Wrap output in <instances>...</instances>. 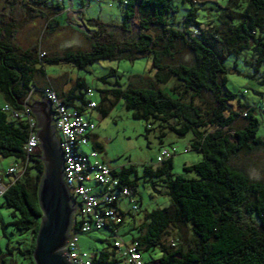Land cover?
Wrapping results in <instances>:
<instances>
[{
	"label": "trees",
	"instance_id": "1",
	"mask_svg": "<svg viewBox=\"0 0 264 264\" xmlns=\"http://www.w3.org/2000/svg\"><path fill=\"white\" fill-rule=\"evenodd\" d=\"M19 1L29 17L48 16L55 10L57 17L52 18L51 26L65 18L66 0ZM85 1L82 0L83 5ZM120 1L126 5L122 23L84 19L88 26L95 25L89 34L93 39L89 49L69 48L52 54L44 50L41 56V50L36 52L37 46L25 49L14 42L13 15L10 20L0 19V92L4 105L26 111V97H33L34 93L43 95V90L51 87L67 105L85 114L90 87L86 81L77 80L65 92H59L48 80L40 86L38 81L47 76L38 64L64 61L86 68L100 59L126 56L134 60L150 56L154 74L149 85L123 88L117 79L113 87L99 88L101 101L96 100L94 108L99 107L106 115L124 98L132 116L156 124L161 136L173 132L185 137L192 132L188 150L197 149L202 158L184 165L185 172L196 174L192 177L173 176L172 157L160 161L162 164L158 167L144 166L146 175L165 185L170 203L149 211L138 227L141 233L131 241L137 242L142 253L159 247L161 255L157 264H264V183L251 180L230 164L232 156L240 151L264 146V137L258 134L259 118L254 114V107L244 108L239 104L248 121L242 127L234 125L240 113L230 106L235 94L227 89L225 65L230 55H239L251 47L257 54L255 69L260 70L264 61V0H227L224 4L211 0L216 6L210 7L217 8L218 12L216 19L206 21L198 17L200 7L195 0H181L190 4L181 18L176 14L179 7L174 0ZM134 17L138 20V31L131 27ZM178 43L190 49L192 62H163V56L174 55ZM114 74L113 69L107 76ZM101 78L104 83L107 81L106 76ZM171 80L174 82L169 91L158 86ZM260 82L264 84V77ZM4 105L0 107V155L13 156L21 169L13 164L17 174L7 173L10 181L4 182L6 190L1 196L14 209L8 224L19 231H30L28 243L17 249L28 264H35L32 252L42 216L38 187L44 164L41 153L25 150L32 130L29 120L12 118ZM117 169L121 184L132 189L131 195L125 197L131 198L137 190V177H133L136 169L133 165ZM120 200L113 204L123 215L121 222L82 233L109 229L116 234L115 241L118 227L127 214L133 215L137 210L123 209ZM81 223L76 218L74 229L78 230ZM114 241H107V245L93 253V264H126ZM14 248L7 243V253L12 255ZM7 253L0 254V264H17L13 258L7 259Z\"/></svg>",
	"mask_w": 264,
	"mask_h": 264
},
{
	"label": "rangeland",
	"instance_id": "2",
	"mask_svg": "<svg viewBox=\"0 0 264 264\" xmlns=\"http://www.w3.org/2000/svg\"><path fill=\"white\" fill-rule=\"evenodd\" d=\"M224 4L227 0H218ZM178 4L177 16L181 18L189 9L190 4L181 0H174ZM200 7L198 17L206 21L216 19L218 9L210 7L216 6L211 0H195ZM65 18L50 25L53 17H57L56 11L48 16L29 17L25 15L19 0H0V19H9L13 15L16 20V32L14 42L21 48L40 50L48 54L61 53L71 49H89L92 47L93 39L89 36L95 25H89V33L79 28L77 20L82 15V19L99 18L104 22L120 24L124 20V10L126 5L120 0L90 1L82 4V0H74L71 6L66 0ZM84 6V7H83ZM46 8V7H45ZM44 8V9H45ZM80 11H76V10ZM47 12L50 9H45ZM85 22V21H84ZM81 25V24H80ZM87 25V24H86ZM131 27L138 31V20L134 17L131 20ZM155 29L151 32L154 33ZM41 55V53H40ZM256 52L249 47L244 49L239 55H230L225 60L227 68V89L234 93L231 99L232 108L238 110L240 115L236 117L234 125L242 127L248 119L239 109V104L244 108L254 107L255 115L259 118L258 134L264 137V84L260 80L264 77V61L257 72L255 69ZM193 54L189 48L178 43L177 50L173 56H163L165 63H176L185 61L191 63ZM43 67L46 76L54 80L55 85L69 91L77 80L83 79L95 90V99L101 101L99 88L113 87L115 81L119 79L123 88L135 85H149L153 79L154 67L150 56H142L134 60L122 56L117 59H100L89 64L86 68H79L72 62L44 63L38 64ZM116 70V74L107 76L111 70ZM102 76H106L104 83ZM174 81L168 83H158V86L169 91ZM84 90V88H83ZM5 100L0 92V107ZM85 117L95 123V128L89 138V146L82 147L81 150H88L90 147L97 150L98 157L107 162L110 166L121 168L133 165L136 172L133 177H137L136 192L130 197L120 200L123 209L127 210L133 205L137 210L133 215L127 214L125 221L118 227L117 236L126 242L131 241L133 236H138L141 232L139 225L145 220L146 214L158 207L166 206L170 203V197L166 193L167 188L157 178H152L145 174L144 166L151 164L158 167L162 163L157 161V155L162 147H175L176 154L172 156V175L184 174L188 177L195 176L194 172H185L186 163H194L202 158V154L197 149L186 147L190 145L192 132L185 137H178L173 132H168L161 136V130L156 124H150L147 120L136 119L132 116V110L125 105L124 98H120L112 107L108 114L103 115L99 107L86 109ZM154 126V127H152ZM14 163L18 169L21 164L13 156L0 155V175L3 182L10 181L7 169L10 163ZM230 164L248 175L251 180L264 183V146L257 145L253 149L242 150L232 156ZM88 185L97 186L93 181ZM155 184V189L154 188ZM12 207L4 203L3 196L0 195V254L7 253V243L14 246V253H7V259L13 258L17 264H28L24 255L18 252L17 247L25 246L28 243L30 231H19L11 224ZM116 234L109 229L94 230L89 233H81L78 246L81 250L94 253L98 249L107 245V241L113 242ZM100 238L105 239L101 241ZM161 255L159 247L143 251V257L147 264H157Z\"/></svg>",
	"mask_w": 264,
	"mask_h": 264
},
{
	"label": "built area",
	"instance_id": "3",
	"mask_svg": "<svg viewBox=\"0 0 264 264\" xmlns=\"http://www.w3.org/2000/svg\"><path fill=\"white\" fill-rule=\"evenodd\" d=\"M101 1V0H86ZM73 2H71V6ZM81 24V19L77 20ZM79 24V25H80ZM41 56L45 51L40 52ZM87 94L89 100L87 102L88 109L96 106L95 90L88 88ZM43 95L50 101L53 107V123L59 133L60 146L64 156V175L65 182L69 187L71 196L77 204L74 220L79 218L82 223L78 230H71V237L66 245L69 259L73 264H93V253L81 250L78 246L79 236L82 232L92 229H100L103 227H113L116 223L123 220V215L113 203L132 193V189L128 185L121 184L120 176L116 171L117 168L110 166L104 160L98 157L97 150L89 148L81 150L82 147L89 146L90 133L95 128V123L85 117L79 109L67 105L61 96L52 89L46 87ZM33 97H26L25 104L31 103ZM12 118H26L30 122L32 128L25 150L28 153H41L39 148V138L37 135V120L28 106V111L11 112L10 104L3 107ZM68 141H79V154H71L68 151ZM188 150V147H186ZM82 152L91 153V161L82 160ZM175 147H162L161 152L157 155V161H163L176 154ZM9 174H17V167L11 165L7 169ZM94 182L97 186L88 185ZM6 190V184L1 181L0 175V195ZM132 208L135 210L136 205ZM114 244L119 252L124 256L126 264H147L143 257V253L138 248L136 241L126 242L121 238H116Z\"/></svg>",
	"mask_w": 264,
	"mask_h": 264
},
{
	"label": "water",
	"instance_id": "4",
	"mask_svg": "<svg viewBox=\"0 0 264 264\" xmlns=\"http://www.w3.org/2000/svg\"><path fill=\"white\" fill-rule=\"evenodd\" d=\"M78 26L89 33V26L83 19ZM28 106L37 117L40 159L44 164L38 187L42 216L32 258L35 264H73L66 245L71 237L77 204L64 179V156L53 124V109L46 97L32 99Z\"/></svg>",
	"mask_w": 264,
	"mask_h": 264
},
{
	"label": "bare ground",
	"instance_id": "5",
	"mask_svg": "<svg viewBox=\"0 0 264 264\" xmlns=\"http://www.w3.org/2000/svg\"><path fill=\"white\" fill-rule=\"evenodd\" d=\"M52 109H53V107H52ZM10 111L11 112H21V110L13 107L11 105H10ZM26 111H28V104H27ZM68 151L71 154H79V141H68ZM82 160L83 161H91V153L82 152ZM64 179H65V175H64Z\"/></svg>",
	"mask_w": 264,
	"mask_h": 264
},
{
	"label": "crops",
	"instance_id": "6",
	"mask_svg": "<svg viewBox=\"0 0 264 264\" xmlns=\"http://www.w3.org/2000/svg\"><path fill=\"white\" fill-rule=\"evenodd\" d=\"M73 5H74V3H73ZM66 7H67V4H66ZM81 10V9H80ZM79 9L78 10H76V11H80ZM79 18H83L82 17V15H80V17ZM47 80L49 81L48 82V84H50V85H55V83H54V80L53 79H51L50 77H48L47 76V78H42V79H40L39 81H38V84L40 85V86H42V85H45L46 83H47ZM55 87L57 88V90L59 91V92H65V88L63 87V88H61V87H59V86H57V85H55ZM42 98H45V96L44 95H42V94H39V93H34V95H33V99L34 100H41ZM35 116V115H34ZM35 118H36V120H37V117L35 116ZM54 124V123H53ZM14 163H10V166L11 165H13ZM9 166V167H10ZM8 167V168H9Z\"/></svg>",
	"mask_w": 264,
	"mask_h": 264
},
{
	"label": "flooded vegetation",
	"instance_id": "7",
	"mask_svg": "<svg viewBox=\"0 0 264 264\" xmlns=\"http://www.w3.org/2000/svg\"><path fill=\"white\" fill-rule=\"evenodd\" d=\"M80 19H82V18H80ZM77 24L79 25L80 23H79V22H77Z\"/></svg>",
	"mask_w": 264,
	"mask_h": 264
}]
</instances>
